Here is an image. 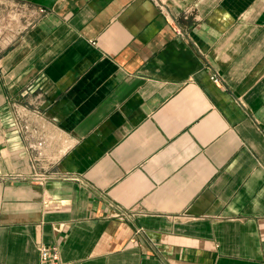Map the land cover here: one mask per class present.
<instances>
[{
    "label": "crops",
    "instance_id": "0c3cea01",
    "mask_svg": "<svg viewBox=\"0 0 264 264\" xmlns=\"http://www.w3.org/2000/svg\"><path fill=\"white\" fill-rule=\"evenodd\" d=\"M47 245L264 264V0H0V264Z\"/></svg>",
    "mask_w": 264,
    "mask_h": 264
},
{
    "label": "built area",
    "instance_id": "2783aa9c",
    "mask_svg": "<svg viewBox=\"0 0 264 264\" xmlns=\"http://www.w3.org/2000/svg\"><path fill=\"white\" fill-rule=\"evenodd\" d=\"M180 33V32H178ZM181 34V33H180ZM212 80L219 82L217 74L213 75ZM42 146V144H40ZM122 213H118L116 216L121 217ZM39 254L41 263L40 264H63L60 259V254L56 246H40Z\"/></svg>",
    "mask_w": 264,
    "mask_h": 264
}]
</instances>
